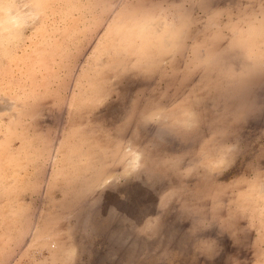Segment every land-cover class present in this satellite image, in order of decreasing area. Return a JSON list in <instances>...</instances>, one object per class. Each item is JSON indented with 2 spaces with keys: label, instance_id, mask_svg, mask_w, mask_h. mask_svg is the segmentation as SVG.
<instances>
[{
  "label": "rangeland",
  "instance_id": "1",
  "mask_svg": "<svg viewBox=\"0 0 264 264\" xmlns=\"http://www.w3.org/2000/svg\"><path fill=\"white\" fill-rule=\"evenodd\" d=\"M19 7L30 26L0 28V264H264V205L239 199L264 167V0ZM186 105L202 115L186 140L147 126ZM222 128L235 165L184 194L191 169L171 173L182 157L168 156L187 162ZM188 210L219 227L192 236ZM200 239L216 241L212 258Z\"/></svg>",
  "mask_w": 264,
  "mask_h": 264
},
{
  "label": "clouds",
  "instance_id": "2",
  "mask_svg": "<svg viewBox=\"0 0 264 264\" xmlns=\"http://www.w3.org/2000/svg\"><path fill=\"white\" fill-rule=\"evenodd\" d=\"M26 0H0V28L3 27L6 20L9 33L18 30H26L31 20L28 18V9L20 8L19 5ZM207 62H205L206 64ZM241 119L237 117V122ZM153 125L158 132L172 136L180 140H186L193 136L202 127V115L195 105L184 106L183 108L169 113L167 110L160 112L156 119L149 122L147 126ZM232 132L227 128L211 131L210 134L202 140L194 158L187 160L185 154L168 156L169 158L182 157V159L175 160L172 172L178 171L184 173L191 169L188 175L179 177L180 184L176 188H183V193L186 194L192 188L189 187L185 181L195 178L208 177L216 178L222 176L225 172L230 170L236 163L241 152V146L237 140L232 139ZM166 136H161L163 141ZM205 141H208L205 144ZM140 146L132 142L131 147H126L125 152L128 153V160L135 171H140L144 163V155L140 151ZM203 148V151H201ZM239 199L249 205H264V167L259 165H251L249 174L246 176V183L244 191ZM178 202L177 198H173ZM214 208H219V203L212 205ZM188 218L192 221L190 233L196 236L198 232L208 231L214 225L219 227L214 217L210 214H205L199 210L184 211ZM198 251H203V254L212 258L209 255L210 250L216 249V241L214 239H200L196 241Z\"/></svg>",
  "mask_w": 264,
  "mask_h": 264
}]
</instances>
